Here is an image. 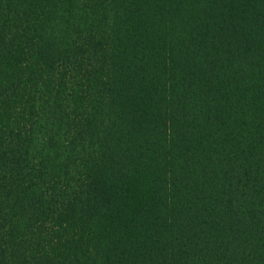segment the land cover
I'll list each match as a JSON object with an SVG mask.
<instances>
[{"label":"trees","instance_id":"trees-1","mask_svg":"<svg viewBox=\"0 0 264 264\" xmlns=\"http://www.w3.org/2000/svg\"><path fill=\"white\" fill-rule=\"evenodd\" d=\"M0 264H264V0H0Z\"/></svg>","mask_w":264,"mask_h":264}]
</instances>
